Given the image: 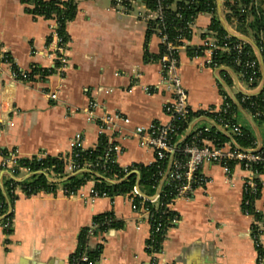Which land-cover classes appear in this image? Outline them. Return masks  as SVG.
I'll use <instances>...</instances> for the list:
<instances>
[{
    "label": "crops",
    "instance_id": "0c3cea01",
    "mask_svg": "<svg viewBox=\"0 0 264 264\" xmlns=\"http://www.w3.org/2000/svg\"><path fill=\"white\" fill-rule=\"evenodd\" d=\"M75 2L77 14L67 26L69 41L65 54L69 64L58 70L52 55L54 46L49 42L54 21L29 13L31 6L22 0H0V46L20 70H52L45 79L34 77L22 82L12 78L9 68L4 67L5 73L0 75V150H16L24 159L39 152L67 156L76 134L82 135L85 149L96 147L100 138L98 124L88 120L85 113L71 112L95 102L99 116L121 114L130 119L126 127L128 136L118 140L124 148L118 164L151 166L155 162L153 150L142 146L131 134L137 126L170 122L164 105L171 94L156 88L162 77L159 61L155 60L160 54V38L156 32L148 37L150 25L143 18L142 5L141 16L130 15L140 3L122 12L115 5L116 0ZM211 20V15L199 16L179 55V72L189 103L199 111L222 107L225 98L220 85L234 96L246 92L238 74L229 67H204L203 54L193 58L188 55V47L203 45L204 30L209 29ZM253 51L259 61L258 52L254 48ZM134 68L140 70V77L133 73ZM226 80L232 85L228 86ZM51 92H57V100L48 98ZM236 119L255 139L256 147L264 148V121L256 120L245 109H239ZM211 122V118L195 117L185 134L190 128L193 131L213 126ZM218 126L219 131L228 132L233 138L224 133L229 139L227 147L239 146L230 131ZM202 171L209 184L196 188L189 198L173 203L178 221L167 229L156 254L147 251L151 226L146 215L134 213L125 195L91 201L92 182L75 196L64 195L61 185L56 193L33 195L19 188L12 205L5 196L6 207L2 210L0 201V264H69L82 231L105 214H112L121 226L90 237L91 248L102 247L97 264H256L253 213L264 215V172L257 176L260 191L253 201L252 214L247 215L243 208L246 172L235 169L231 185L226 183L218 164L206 162ZM30 177L25 171L17 176L8 171L0 173L2 185L11 179L18 183L30 181ZM7 218L11 221L10 229L4 228ZM262 241L264 246V237Z\"/></svg>",
    "mask_w": 264,
    "mask_h": 264
},
{
    "label": "built area",
    "instance_id": "2783aa9c",
    "mask_svg": "<svg viewBox=\"0 0 264 264\" xmlns=\"http://www.w3.org/2000/svg\"><path fill=\"white\" fill-rule=\"evenodd\" d=\"M229 2H234L235 0H228ZM195 2V0H116L115 5L121 8L122 12H127L135 4L140 3L144 8L143 18L148 24H153L155 27V32L159 36L161 44L164 46V53L159 59V64L161 66L162 77L160 82L156 85L157 89H164L171 94V99L165 103L164 111L169 116L170 122L166 125L159 123H152L148 127L137 126L131 136L139 139L141 145L153 150L155 154L154 164H159L160 167L158 177L156 179V192L153 196H146L141 193L138 186H135L133 190L126 194L127 198L131 202V208L134 213H141L146 215L150 226V244H147V249L153 250L152 243L155 242V234L163 232L170 226L177 223L178 219L176 215L168 217V215L175 213L172 210V205L176 200L187 199L193 193L196 188L204 187L209 184V178L203 173L202 168L206 162H212L218 164L222 167L225 181L228 184L233 185L235 178V169L239 168L246 172L248 175L243 182V208L244 213L247 215L252 214L249 210L253 206V197H257L260 191V183L257 180V176L261 173L260 169L264 170V148L258 149L255 147L242 148L231 146L227 147L226 144L219 146L213 142L205 141L204 145H199L201 136L204 133L211 132V126H205L203 128L195 129L194 134L191 132L192 140L190 142H183L181 146H176L177 142L180 141L185 132L181 133L184 123L190 121L192 116L203 112L201 117L208 115L214 116L211 118L214 122L219 123V125L230 131L233 135L242 134V127L235 122H225L222 115L229 112L231 105L224 101L223 105L219 109L208 108L206 110H195L189 103V95L182 83V78L180 75V51L185 48L188 37L186 35H192L199 16L207 13H197L189 18L183 15L184 6L181 3L188 5ZM154 5L151 7L150 5ZM224 5V0H223ZM225 8V7H224ZM231 14L225 10V14ZM170 14L174 15V20H179V26L177 28L179 35L177 36L176 42L178 41L181 45H177L172 40L169 39V35L166 32L168 27V22L170 21ZM210 15V14H208ZM52 27L50 45L54 46L52 55L54 57V65L56 69L62 70L66 68L69 64V60L66 56V50L68 43L62 44V40L57 33L58 23L56 20ZM228 23V22H227ZM229 25V24H228ZM231 30L239 34L233 26H230ZM204 34L207 35L203 39V56H205L204 67H209L213 69H219L221 67H228L226 63L216 61L215 56L218 51L227 53L234 64L235 67L239 69L238 76L240 81L244 85L246 92L256 91L261 80L259 77L260 65L255 54L253 55L247 51V45H249L245 40L237 39L238 41H232V35H227L223 40L216 37V34L210 29L204 30ZM264 43V40H263ZM4 67L9 68L10 75L15 80L22 82H29L31 71L20 70L13 62L10 55L0 46V75H3ZM52 74V70H48ZM133 73L136 77H140L142 73L138 68L133 69ZM36 78H42L41 75H35ZM45 77V78H46ZM257 83V84H256ZM151 91V90H150ZM48 98L51 100H57V92H51L47 94ZM264 101V100H263ZM98 106L95 102H90V104L82 109H74L71 112L85 113L88 120L96 122L99 127L100 136L105 135L108 138V150L106 153L105 162L113 157L114 161L118 163V157L123 154L124 148L118 142L120 138L127 137L126 127L130 125V119L122 116L121 114H104L99 116L97 114ZM264 113V108L262 111H258L254 114V118H260ZM130 135V134H129ZM177 141L174 142V139ZM71 152L69 157L62 156L66 164L64 171L61 175H49L48 179L50 184L54 187L51 193H56L59 185L62 186V193L66 196H75L78 191L74 192L69 187L65 185L69 177L73 175H79L83 172H92L95 170L99 164L85 162L82 167L75 164L72 155L77 149L86 150L83 147V137L81 134H76L71 140ZM175 154L174 161L171 170L164 180L167 170L162 167L165 166L166 162L169 163L172 154ZM178 155L176 156V154ZM49 157L44 152H39L38 154L27 158L30 161H41ZM54 157V156H51ZM60 157V156H55ZM0 173L2 171H8L13 176L16 175V169L19 168L20 171H25L30 176L33 174L32 170L20 163L21 158L18 151L11 150L4 153L0 150ZM120 166V165H119ZM123 174L130 175L134 172L133 167H123L120 166ZM47 172V169L44 170ZM121 181L118 175H114L110 180V183H118ZM93 183V187L89 193V200L95 201L99 198H111L107 192H99L96 189V179L91 177L88 183ZM85 184V185H86ZM163 187H168L171 190V195L173 194V199L166 206L165 210L160 211L163 204L161 203V191ZM11 198H17L16 191L21 189L25 191L26 185H15L11 184ZM45 192V191H41ZM149 204L155 206L152 208ZM256 212L253 214L255 215ZM257 214V213H256ZM164 215H167L165 223L162 222ZM109 220L108 223H110ZM153 222L155 223L153 225ZM11 221L9 218L5 220L4 228L10 229ZM255 227L257 232L255 231ZM95 225L93 224L88 228L89 236H94ZM252 237L257 248L263 249V254L258 252L256 264H264V246L262 238L264 237V223L255 219L254 226L252 228ZM98 247V246H97ZM101 247V246H100ZM151 254H156L152 252ZM81 262H86L91 264L88 254L84 253L81 257Z\"/></svg>",
    "mask_w": 264,
    "mask_h": 264
},
{
    "label": "trees",
    "instance_id": "16d2710c",
    "mask_svg": "<svg viewBox=\"0 0 264 264\" xmlns=\"http://www.w3.org/2000/svg\"><path fill=\"white\" fill-rule=\"evenodd\" d=\"M24 4L27 6H31L28 8V12L33 14L34 16H42L48 20H56L58 23L57 33L62 40V44H66L69 41L68 34H67V26L70 22L74 20L77 14V4L75 0H22ZM154 7V5H150ZM181 6H184L183 15L186 18L193 16L199 12L207 13L212 16L211 24L209 29L216 34V37L220 40H223L229 33L226 31L222 22L219 17L218 13V5L217 0H195V2L190 3L188 5H184L181 3ZM224 7L225 10L231 12V14L226 13V21L230 26H233L235 30L246 37L251 38L258 48L261 51L263 62H264V0H235L234 2H229L228 0H224ZM170 21L168 22V27L166 29L167 34L169 35V39L172 40L177 45H181L178 41L176 42L177 36L179 32L177 30L179 26V20H174V15L170 14ZM148 30V37L155 32V27L151 23L149 24ZM192 35H186L188 39L191 38ZM207 35H204V38ZM52 38H49V42ZM232 41H238L237 38L231 37ZM205 47H188L187 52L190 57H196L203 54V50ZM247 51L254 55L253 48L250 45H247ZM164 53V46L161 44L160 47V54L155 57V60L160 59L162 54ZM148 53H146V59L148 57ZM216 61L226 63V65L232 69L235 73L238 74L239 69L234 66L231 57L222 51H218L217 55L215 56ZM49 73L47 69H43L40 67H35L32 70L30 79L33 80L35 75H41L42 79H45L46 75ZM260 79H262V72L260 69L259 73ZM227 85L231 86L232 82L230 80H226ZM257 84V83H256ZM222 89V95L225 98V102L231 105L229 112L225 115H222V118L225 122H235L237 123L236 117L239 114V108L236 106L232 98L229 94ZM236 100L238 103L248 111L252 116L258 111H262L264 108V90L257 96H248L243 94L242 92H238L236 94ZM203 112L195 114L192 116L190 121L195 117H201ZM208 118H213L214 116L208 115L205 116ZM258 121H264V113L260 118H255ZM189 122L184 123L181 133L186 132ZM217 123V122H216ZM219 125V123H217ZM194 131V130H193ZM194 134V132H192ZM190 134L185 142H190L192 140V135ZM234 139L242 148H250L255 147L256 142L255 139L248 133L246 130L242 128V134L234 135ZM177 141V138L174 139V142ZM205 141L213 142L216 145L222 146L229 142L228 137L217 128L211 126V132L204 133L201 136V140L199 145H204ZM181 144L179 145V147ZM108 138L105 135H101L96 147L91 149H77L73 152L72 155H76L77 157H73L75 160V164L82 167L85 162H91L95 164H99V166L92 170V172H83L79 175H73L69 177V179L64 182L69 189L76 192L81 187H83L91 177H94L97 181L96 189L99 192H107L110 197L126 195L130 193L135 186H138L140 191L146 196H152L156 192V179L159 173V164H153L151 166H134V171L130 175L123 174V171L119 164L114 161L113 157L110 158L105 162V156L108 150ZM7 153V151H2ZM178 153L176 154V156ZM71 156L70 154L67 157ZM20 163L24 166L29 167L32 170V175L30 177V181H25L18 183L17 181L11 179L7 184L2 185L0 181V201L2 203V210L5 209V196L9 198L10 205H12L15 198H11V184L15 185H26L27 188L25 189V193L28 195H33L39 193L41 191L50 192L53 190L54 186L50 184L48 176L50 175H61L64 171L65 167V160L60 157H47L41 161H30L28 159H23ZM169 163L166 162L165 166L162 167L166 170L168 169ZM47 169V172L44 170ZM260 172L263 173L264 170L260 169ZM20 173L19 168L16 169V175ZM114 175H118L121 181L118 183H110V180L113 178ZM7 186V187H6ZM5 187L8 188L5 191ZM7 192V193H6ZM6 194V195H5ZM161 203L163 206L161 207L160 211L166 209V206L171 200L173 199V194L171 195V190L168 187H163L161 191ZM255 197L252 198L254 201ZM152 208L155 206L149 204ZM250 212L252 213V207L249 208ZM176 215L172 213L168 215V217H172ZM256 220L264 223V215L263 214H256ZM167 215L163 217L162 222L165 223ZM109 220H111L110 223ZM155 223L153 222V225ZM95 231L94 236H98L99 234L105 233L110 228H116L121 226L119 222L115 221V218L112 214H105L98 216L95 221ZM9 231V230H8ZM167 229L163 232L155 234V242L152 243L153 250L147 249L149 253L155 252L158 253L161 249L162 242L165 237ZM255 231L256 227H255ZM90 236L88 233V228L84 229L79 238V246L77 251L71 256L69 264H89L86 262H81V257L84 253L88 254L89 260L91 264H97L99 261L100 255L102 253V247L98 246L96 248H91L89 246ZM147 244H150L148 241ZM260 254H263L262 248H257Z\"/></svg>",
    "mask_w": 264,
    "mask_h": 264
},
{
    "label": "water",
    "instance_id": "95a60500",
    "mask_svg": "<svg viewBox=\"0 0 264 264\" xmlns=\"http://www.w3.org/2000/svg\"><path fill=\"white\" fill-rule=\"evenodd\" d=\"M217 5H218V10H219V14H220V20L222 22V25L224 26V28L226 29V31L231 34L233 37L237 38V39H241V40H245L251 47H253L257 52H258V58H259V65H260V68H261V72H262V80H261V84L259 86V88L254 91V92H245V95H248V96H257L259 95L260 93H262V91L264 90V62H263V58H262V54L260 52V49L258 48V46L255 44V42L249 38V37H246V36H243L241 34H237L236 32H234L233 30H231V28L229 27L227 21H226V18L224 16V7H223V0H217ZM218 81L226 87V84H224L220 79H218ZM229 95L230 97L232 98V100L234 101V103L236 104V106L241 110V111H244L243 107L238 103V101L236 100V97L234 96V94L229 90ZM208 120L209 118L206 117ZM212 125L215 127V128H219L218 124L216 122H211ZM191 131L192 129L190 128L188 130V132L184 135V137L177 142L176 146H179L181 143H183L187 138L188 136L191 134ZM227 134V136L233 140L231 134H229L228 132H224ZM237 148L239 149H242V147L238 146L237 144H235ZM258 149H261L258 148ZM174 156L175 154L173 153L170 157V160H169V165H168V169H167V172H166V175H165V178L164 180L167 178L170 170H171V167H172V164H173V161H174Z\"/></svg>",
    "mask_w": 264,
    "mask_h": 264
},
{
    "label": "rangeland",
    "instance_id": "374dc122",
    "mask_svg": "<svg viewBox=\"0 0 264 264\" xmlns=\"http://www.w3.org/2000/svg\"><path fill=\"white\" fill-rule=\"evenodd\" d=\"M141 14H143V8L141 4L139 6H134L133 9L130 11V15L136 18L141 16Z\"/></svg>",
    "mask_w": 264,
    "mask_h": 264
}]
</instances>
